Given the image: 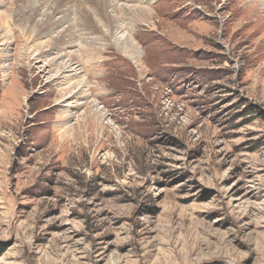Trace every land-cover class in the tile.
Masks as SVG:
<instances>
[{
	"label": "rangeland",
	"instance_id": "1",
	"mask_svg": "<svg viewBox=\"0 0 264 264\" xmlns=\"http://www.w3.org/2000/svg\"><path fill=\"white\" fill-rule=\"evenodd\" d=\"M40 1L0 0V264H264V0Z\"/></svg>",
	"mask_w": 264,
	"mask_h": 264
},
{
	"label": "bare ground",
	"instance_id": "2",
	"mask_svg": "<svg viewBox=\"0 0 264 264\" xmlns=\"http://www.w3.org/2000/svg\"><path fill=\"white\" fill-rule=\"evenodd\" d=\"M27 1V0H26ZM41 1L40 0H38V3L37 2H35V5L36 4H39ZM110 3H111V6H112V8L113 7H116L117 6V4L116 3H114V1H110ZM62 4V3H61ZM52 3H50L49 5H47L46 7H47V11H49V13H50V10H48V9H52L53 7H52ZM85 5V4H84ZM54 6V5H53ZM83 6V5H82ZM45 7V8H46ZM37 8V7H36ZM35 8V9H36ZM39 9V8H38ZM63 9V8H62ZM76 9V8H75ZM118 9H121L122 11L123 10H125V9H132L131 10V12H134V11H137V12H139V11H141V10H143V9H141L139 6H128V7H126L125 9H124V7L123 8H120V7H118L117 6V10ZM40 10V9H39ZM53 10V9H52ZM113 10V9H112ZM120 10V11H121ZM41 11V10H40ZM54 11H56V10H53V13H54ZM64 11V10H63ZM42 12V11H41ZM40 12V13H41ZM43 12H45V11H43ZM42 12V13H43ZM76 12V11H75ZM1 13V12H0ZM49 13H44V17H46V20L48 21V17H47V15H50ZM59 13V12H58ZM1 16H4V14H0ZM0 16V17H1ZM6 16V15H5ZM54 16H55V14H54ZM5 18V17H4ZM8 18V17H7ZM49 19H50V17H49ZM19 21H20V18H19ZM18 21V22H19ZM24 21V20H23ZM38 21V20H37ZM43 21V20H42ZM41 21V22H42ZM46 21V22H47ZM74 21V20H73ZM33 22V21H32ZM55 22V21H54ZM53 22V23H54ZM6 23H7V21L5 20V19H1L0 18V25H2V24H5L6 25ZM38 23V22H37ZM9 24H10V22H9ZM12 24V23H11ZM57 24V23H56ZM8 26V25H7ZM41 26H42V28L43 27H48V23L45 25L44 23L43 24H41ZM71 25H69V26H67L66 28H62L63 30L62 31H60L61 33H60V35H56L55 37H58L59 36V40H61V37H65L66 35H65V33L67 34V36H69V39L72 41V38H74V37H71V33H70V29L69 28H72V27H70ZM41 28V29H42ZM40 29V28H39ZM38 29V36L39 35H41L42 34V30L40 29L39 30ZM45 30H46V28H45ZM44 30V31H45ZM43 31V32H44ZM48 31V30H47ZM50 32V31H49ZM45 33V32H44ZM48 34H50V33H48ZM46 36V35H45ZM53 35H51V36H49V38H48V41H54V39L53 38H55ZM37 41V40H36ZM39 41V40H38ZM61 41H64V39L63 40H61ZM67 41V40H66ZM81 49V48H80ZM60 50V49H59ZM58 56H63V57H66V59H67V62H70L69 63V65H70V67L69 66H67L66 67V69H67V71L69 72H67L68 74L66 75V76H64V77H69L70 79H74V78H76V77H78L79 76V74H80V72L76 69V68H73V65L76 63V62H73L74 60H75V54H73L71 51H63V53H61V54H58ZM58 58V57H57ZM65 59V60H66ZM50 61H52V60H50ZM50 64V63H49ZM69 67V68H68ZM65 72V71H64ZM66 79V78H65ZM79 80V79H78ZM77 80V83L76 84H74V87L76 86V87H79L82 83H81V81L79 80L78 81ZM76 82V81H75ZM69 85V84H68ZM73 85V84H72ZM72 85H71V87H72ZM79 91V90H78ZM81 97V96H80Z\"/></svg>",
	"mask_w": 264,
	"mask_h": 264
}]
</instances>
